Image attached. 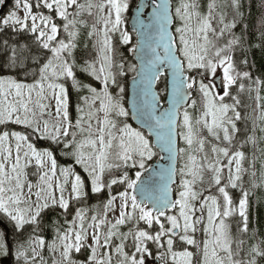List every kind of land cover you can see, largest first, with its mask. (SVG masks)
<instances>
[{
  "label": "trees",
  "instance_id": "1",
  "mask_svg": "<svg viewBox=\"0 0 264 264\" xmlns=\"http://www.w3.org/2000/svg\"><path fill=\"white\" fill-rule=\"evenodd\" d=\"M175 1V31L178 39L179 28L183 25L179 9L185 2L188 4L192 1L187 13L192 19L193 42L197 43L192 55L197 57L196 63L198 62L197 66L192 67L189 61L187 68L191 77H195L197 89L190 106L182 111L180 149L182 152L187 147L188 158L186 161L182 160L179 170L176 191L178 200L181 201L186 184L189 195L187 206L193 209L192 216L196 221V216L200 215L198 208L203 204H206V209H202L203 218L206 219L209 215L210 206L207 200H214L223 210L227 192L232 203L233 216L227 219L228 243L232 255L226 264H264V0H183L182 3ZM7 2L8 0H0V12ZM17 2L29 3L34 15L53 21L60 31L57 45H69L62 53V62L71 66L74 80L64 75L65 79L59 84L67 94L71 126L77 132L76 146H81L90 137L89 129L91 123L96 121L97 104H104V118L110 120L111 135L115 130L122 132L127 126L133 125L128 109V95L130 82L137 76V64L132 57V52L137 46L136 37L127 30L128 27L126 30L131 35L130 43L123 42L118 36L119 33L113 34V56L111 61L105 59V52H100L98 47L94 27L98 24L96 9L100 8L101 0H78L75 6L76 14L68 18L57 17L55 12H50L43 0H12L0 20V78L23 86L38 84L42 82L45 67L51 66L53 62L52 50L43 46L38 34L33 33L30 27L4 24L3 20L15 9ZM136 2L137 0H130L131 8L126 22ZM203 25L207 27L205 33L200 31ZM179 45L181 55L186 61L182 54L183 46L180 42ZM224 60L231 62L235 81L221 101L215 99L213 94L212 97L214 109L216 110L218 105L226 113L229 122L223 120L222 123L227 124L231 130L228 139L222 132V124L215 127L213 133L206 126L204 119L208 109L209 91L213 92L211 85L207 83L210 70L213 65ZM99 67L104 72V79L99 77ZM159 92L165 102L167 78L161 79ZM26 126L28 127L8 125L5 129L28 136L30 142L42 152H52L59 169H70L78 174L81 192L78 199L68 204L67 209L54 203L41 211L36 223H26L19 230L8 225L13 264H50L47 260L53 253V246H56L54 255L58 251L65 257L58 261L52 258L54 264H59L62 260L68 263L77 261L79 264H89L93 253L90 245L86 242L85 248L79 253L69 251L66 249L67 236L77 216L82 218L84 229H88L92 222L94 227L100 228L104 233L109 231L104 218L112 210L113 206L110 204L113 197L123 190L122 186L112 181L114 176L122 177L124 172H116L114 168L104 166L100 172L103 188L99 191L96 170L81 163L77 158V148L66 146L65 138L62 137L59 138V141L62 138L60 144L43 139L36 131V125ZM88 126L90 127L85 129ZM182 129L185 130L186 138L192 140L191 146L186 142L187 139V146L183 143ZM140 132L152 143L144 132ZM212 143L229 149L233 154V181L230 185L229 182H219L218 178L221 176L215 175L207 167L203 155L206 156L205 146L210 147ZM198 147L202 150L200 162L195 159V163L191 164L190 156L196 158ZM182 164L186 165L182 168ZM137 171L142 173L140 169L131 168V175L134 176ZM35 172L36 166L28 168V178L35 180ZM243 206L246 211L244 215L240 214ZM0 219L5 221L1 215ZM136 222L135 219L131 226L124 227L122 232L130 236L135 235L137 231L148 232L152 240L147 241L146 245L152 256L161 253L167 258L168 264L171 255L177 253L189 252L190 257H194L196 249L191 246L169 245L171 243L167 238L158 241L161 228L157 225L140 222L137 227ZM111 229V232L115 231ZM189 237L195 239L197 235L190 234ZM6 238L7 233L0 228V243L8 250ZM209 238L210 235H207L206 239Z\"/></svg>",
  "mask_w": 264,
  "mask_h": 264
},
{
  "label": "rangeland",
  "instance_id": "2",
  "mask_svg": "<svg viewBox=\"0 0 264 264\" xmlns=\"http://www.w3.org/2000/svg\"><path fill=\"white\" fill-rule=\"evenodd\" d=\"M179 1L182 3L183 0ZM77 2L78 0H43L48 10L55 12L57 17L61 18L74 16ZM100 4V8L96 9L98 24L97 27L96 25L94 27L100 52L101 50L105 52V59L111 61L113 34L119 33L117 35L123 42L130 43L131 35L127 32V30L130 32L128 27L130 17L127 22L126 19L131 4L130 0H101ZM191 5L192 1L188 4L185 2L179 9L183 25L179 28L180 39L177 37V42L179 41L183 46L182 52L184 53L182 54L187 59V68L189 61V65L192 67L198 65L197 57L192 55V50L197 43L193 42L192 19L187 13ZM14 6L15 9L3 20L4 24L21 25L22 28L30 27L33 33L38 34L43 46L52 50L53 62L51 66L45 67L42 82L38 84L23 86L0 78L1 217L11 227L19 230L26 223H36L41 211L54 203L67 209L68 204L72 200L78 199L81 192V182L77 173L70 169H59L54 156L49 152L38 150L30 142L28 136L5 129L8 125L21 127L36 125V131L41 134L43 139L58 143L60 142L58 139L64 137L66 146L77 148V158L81 163L96 170L98 174L96 183L99 191L103 188L100 172L104 166H108L110 169L114 168L116 172H124L122 177L114 176L112 181L116 185L122 186L123 190L113 197L112 204H110L113 206L112 210L104 218L109 231L104 233L100 228L94 227L92 222L88 225V229H84L82 218L77 216L67 236L66 249L79 253L85 248L87 242L93 251L89 264H127V262L155 264L154 261L161 260L163 256L161 253L152 256V252L146 245L147 241L152 240L148 232L137 231L135 235L131 236L122 232L124 227L131 226L136 219L137 227L140 222L160 227L161 236L158 241L161 238H167L171 243L169 245L186 244L196 249L192 258L189 252L171 255L170 264L171 262L175 264H226L232 255L228 243L227 219L233 216V207L227 192H225L224 209L217 206L214 200H207L208 202H206L210 206L209 215L206 219L203 218L202 209H206V204H201L202 207L198 208L200 215L196 216L197 222L192 216L193 209L187 206L189 195L186 184H184L186 191L182 192L181 201L177 200L178 209L175 213L160 217L147 207H141L134 197V191L140 177L151 165L150 162L156 157L158 158L159 154L152 147L153 144L133 125L127 126V129L122 132L115 130L111 135L110 120L107 121L104 118V104H97L96 121L91 123V127L85 128L90 127V137L81 146L79 145L80 149L78 150L79 146H76L75 139L77 132L72 129L68 113L67 94L59 84L61 80L65 79L64 75H68L69 79L74 80L71 66L62 62V53L68 49L69 45H57L59 28L50 19L34 15L29 3L17 2ZM92 22L95 23L94 20ZM206 30L207 27L203 25V29L200 31L205 33ZM98 74L101 79H104V72L100 67ZM209 76L207 83L211 85L214 93L209 91L205 124L213 133H215L213 129L222 124V132L228 139L231 130L222 121L227 123L229 121L226 119L223 108H219L217 105V109H214L212 94L215 99L218 98V101H221L229 92L235 81L231 62L224 60L221 63H216L212 66ZM220 77L222 78L221 91L215 83ZM194 79L195 77L190 75V87L196 90ZM93 89L97 90L95 87ZM99 92L102 94L100 90ZM182 138L185 146H187L186 142L189 146L192 145V140L186 138L184 129H182ZM216 146V143L210 144V147L205 146L207 148L204 151L206 156H203L211 172L221 176L218 178L219 182H229L230 185L233 181V154L229 149ZM88 149L90 151H86ZM196 150V158L190 156L191 164L195 163V159L200 162L201 147ZM187 158L188 149L186 147L185 151H182L181 162L182 160L186 161ZM184 165L186 164H182V168ZM31 166L37 167L35 180L28 178V168ZM131 168L140 169L142 173L139 174L137 171L132 176ZM216 168L217 170H215ZM245 212V206H243L240 214L244 215ZM100 225L101 223H99ZM111 228L115 231L111 232ZM176 230H178V234H175ZM190 234L197 235V237L191 239ZM207 235L211 237L209 240L206 239ZM51 249H53V253L47 260L50 264H54L52 258L56 261L65 258L58 251L54 255L56 246ZM35 251L37 252V244ZM7 257L8 250L0 243V264L1 260ZM59 264L79 263L77 261L68 263L62 260ZM81 264L88 263L82 262Z\"/></svg>",
  "mask_w": 264,
  "mask_h": 264
},
{
  "label": "water",
  "instance_id": "3",
  "mask_svg": "<svg viewBox=\"0 0 264 264\" xmlns=\"http://www.w3.org/2000/svg\"><path fill=\"white\" fill-rule=\"evenodd\" d=\"M11 3L8 0L1 10L0 20ZM128 25L137 38L132 53L137 76L129 85L128 109L133 125L152 139L161 156L141 177L134 194L141 206L147 204L161 215L177 208L181 112L190 105L195 89L190 87V76L179 53L173 0H138ZM162 78H167L165 103L159 92ZM220 81L216 82L220 85ZM0 228L7 233L8 247V257L1 264H13L10 229L1 219Z\"/></svg>",
  "mask_w": 264,
  "mask_h": 264
},
{
  "label": "flooded vegetation",
  "instance_id": "4",
  "mask_svg": "<svg viewBox=\"0 0 264 264\" xmlns=\"http://www.w3.org/2000/svg\"><path fill=\"white\" fill-rule=\"evenodd\" d=\"M220 78H221V77H220ZM221 81H222V78H221ZM221 81H220V88H219V84L215 81V83L218 84V88L220 89V91L222 90V87H221ZM62 138H64V137H62ZM62 138L60 139V142H61ZM58 140H59V139H58ZM60 142H59V144H60ZM49 153H51V154L53 155L52 152H49ZM53 156H54V155H53ZM54 159H55V157H54ZM164 256H165V255H164ZM149 262H150V261H149ZM150 263H151V262H150ZM154 263H155V264H168V261H167V258H166V257H162L161 260H155ZM151 264H152V263H151Z\"/></svg>",
  "mask_w": 264,
  "mask_h": 264
}]
</instances>
